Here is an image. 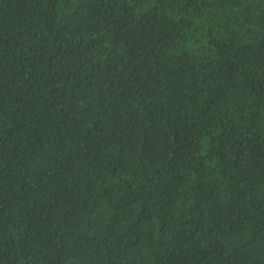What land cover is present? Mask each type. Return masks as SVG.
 I'll return each instance as SVG.
<instances>
[{"label":"trees","instance_id":"16d2710c","mask_svg":"<svg viewBox=\"0 0 264 264\" xmlns=\"http://www.w3.org/2000/svg\"><path fill=\"white\" fill-rule=\"evenodd\" d=\"M0 264H264V0H0Z\"/></svg>","mask_w":264,"mask_h":264}]
</instances>
